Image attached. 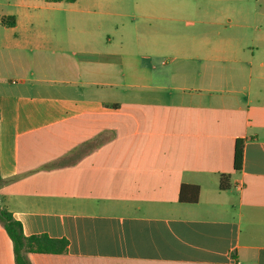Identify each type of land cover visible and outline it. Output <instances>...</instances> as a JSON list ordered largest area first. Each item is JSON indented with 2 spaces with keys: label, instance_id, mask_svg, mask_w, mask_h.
<instances>
[{
  "label": "crops",
  "instance_id": "crops-1",
  "mask_svg": "<svg viewBox=\"0 0 264 264\" xmlns=\"http://www.w3.org/2000/svg\"><path fill=\"white\" fill-rule=\"evenodd\" d=\"M217 5L225 32L168 69L0 6V204L26 237L69 242L31 264H264V0ZM0 264H16L1 222Z\"/></svg>",
  "mask_w": 264,
  "mask_h": 264
},
{
  "label": "rangeland",
  "instance_id": "rangeland-1",
  "mask_svg": "<svg viewBox=\"0 0 264 264\" xmlns=\"http://www.w3.org/2000/svg\"><path fill=\"white\" fill-rule=\"evenodd\" d=\"M97 1L0 0V6L26 2L28 13L36 18L68 20V27L73 31L53 30L55 34L73 36L78 29L86 34L94 33L97 46L109 45L110 39L113 49L127 55L125 66L193 67L197 64L187 62L182 55L190 54L192 48L209 38V33L225 32L221 26H209V19L220 16L221 6L217 4L221 0H115L105 5H99ZM157 2L160 15L171 18L146 17L157 15ZM98 27H101L100 31ZM178 50H181L180 55H177ZM147 54H155V57L147 60Z\"/></svg>",
  "mask_w": 264,
  "mask_h": 264
},
{
  "label": "trees",
  "instance_id": "trees-1",
  "mask_svg": "<svg viewBox=\"0 0 264 264\" xmlns=\"http://www.w3.org/2000/svg\"><path fill=\"white\" fill-rule=\"evenodd\" d=\"M50 3H75L77 0H46ZM11 19H14L13 17ZM15 20V19H14ZM5 24L6 20L3 21ZM244 140H237L234 153V170L241 172L244 161ZM230 175H222L220 178L219 190L230 189ZM2 177L0 174V188ZM199 188L196 186H182L180 202L195 204L199 197ZM0 222L5 228L13 243L14 259L16 264H31L29 254H64L68 251L69 242L65 239H52L47 235H36L26 237L21 223L15 221L10 213L2 208L0 204Z\"/></svg>",
  "mask_w": 264,
  "mask_h": 264
}]
</instances>
